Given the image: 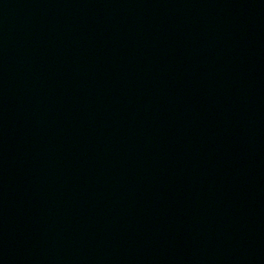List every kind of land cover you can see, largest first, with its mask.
I'll list each match as a JSON object with an SVG mask.
<instances>
[{"label": "water", "instance_id": "1", "mask_svg": "<svg viewBox=\"0 0 264 264\" xmlns=\"http://www.w3.org/2000/svg\"><path fill=\"white\" fill-rule=\"evenodd\" d=\"M0 264H264V0H0Z\"/></svg>", "mask_w": 264, "mask_h": 264}]
</instances>
